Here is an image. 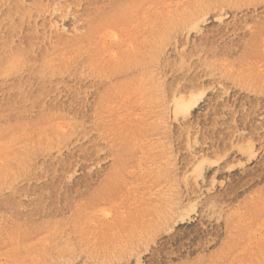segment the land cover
<instances>
[{"label": "rangeland", "instance_id": "rangeland-1", "mask_svg": "<svg viewBox=\"0 0 264 264\" xmlns=\"http://www.w3.org/2000/svg\"><path fill=\"white\" fill-rule=\"evenodd\" d=\"M0 264H264V0H0Z\"/></svg>", "mask_w": 264, "mask_h": 264}]
</instances>
